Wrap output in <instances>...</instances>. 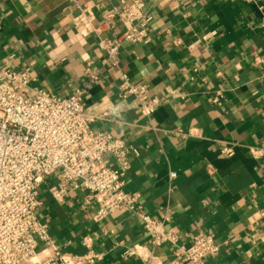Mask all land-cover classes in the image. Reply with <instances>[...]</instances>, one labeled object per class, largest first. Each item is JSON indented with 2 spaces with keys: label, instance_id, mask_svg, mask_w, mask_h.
I'll return each instance as SVG.
<instances>
[{
  "label": "crops",
  "instance_id": "0c3cea01",
  "mask_svg": "<svg viewBox=\"0 0 264 264\" xmlns=\"http://www.w3.org/2000/svg\"><path fill=\"white\" fill-rule=\"evenodd\" d=\"M125 1L0 0V63L12 56V67L37 77L33 86L63 96L82 85L87 67L96 72L87 107L116 110L92 126L137 148L125 189L139 194L141 209L167 219L180 245L200 231L214 235L220 249L208 264H264V160L250 149L264 147V61L255 60L264 57V0H150L148 41L126 43L111 66L100 38L121 33L119 17L109 14ZM122 72L160 98L151 119L133 97H121ZM191 128L198 136L177 133ZM105 159L112 164L111 154ZM57 184L56 175L44 177L37 213L63 252L86 253L83 238L93 235L100 254L93 264L176 260V247L154 246L129 210L97 222L88 190L69 187L58 201Z\"/></svg>",
  "mask_w": 264,
  "mask_h": 264
},
{
  "label": "built area",
  "instance_id": "2783aa9c",
  "mask_svg": "<svg viewBox=\"0 0 264 264\" xmlns=\"http://www.w3.org/2000/svg\"><path fill=\"white\" fill-rule=\"evenodd\" d=\"M149 1H125L122 9L109 14L119 17L123 30L112 38H100L104 63L118 66V54L126 43L148 41L147 26L153 18ZM11 58L0 63V264H93L99 259L93 235L83 238L87 251L82 255L65 253L54 245L48 225L37 213L42 204L38 187L50 175L58 177L53 191L58 201L64 200L69 187L86 189L97 205L95 221L127 209L142 221L154 246L169 243L176 247V260L171 264H208V257L220 249L214 235L200 231L190 245H180L176 231L167 227V219L144 212L138 204L139 194L125 189L131 157L138 150L109 132L94 130L97 118L116 110L111 107L95 113L87 107L86 95L97 73L87 67L82 85L63 96L33 86L37 77L12 67ZM255 60L262 62L264 57L256 55ZM121 79V97L124 101L133 97L134 105L151 119L160 98L150 95L148 84L133 82L124 72ZM220 94H216L214 103L219 102ZM177 133L198 136L195 128ZM250 149L264 160V147ZM224 151L233 153L232 148ZM108 153L113 157L112 164L105 159ZM176 176L175 171L170 172L171 179ZM46 250L47 254L39 257V252ZM132 250L137 252L138 248Z\"/></svg>",
  "mask_w": 264,
  "mask_h": 264
}]
</instances>
